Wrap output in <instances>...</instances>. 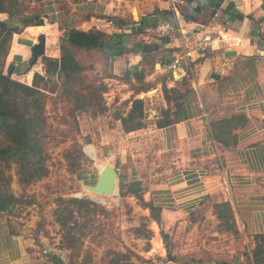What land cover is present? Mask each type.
I'll return each instance as SVG.
<instances>
[{
	"label": "crops",
	"instance_id": "obj_1",
	"mask_svg": "<svg viewBox=\"0 0 264 264\" xmlns=\"http://www.w3.org/2000/svg\"><path fill=\"white\" fill-rule=\"evenodd\" d=\"M98 1L102 16L85 25L118 21L114 74H142L156 91L165 86L182 95L168 102L161 95L172 122L155 127L159 152L170 153L182 177L152 192L138 181L129 187L163 214L189 213L206 196L228 201L245 233L264 234V0ZM166 24L172 30L162 32ZM48 27L28 26L12 36L5 66V72L13 66L12 79L31 85L35 73L43 75L42 56L31 58L41 37L43 56L59 57V31L48 34ZM196 41L204 47L195 50ZM175 61L181 68L169 71ZM35 248L0 211V264H39Z\"/></svg>",
	"mask_w": 264,
	"mask_h": 264
},
{
	"label": "rangeland",
	"instance_id": "obj_2",
	"mask_svg": "<svg viewBox=\"0 0 264 264\" xmlns=\"http://www.w3.org/2000/svg\"><path fill=\"white\" fill-rule=\"evenodd\" d=\"M72 1L27 0L22 13L43 17L49 25L48 34L59 31V46L74 30L105 40L106 45L93 50L71 49L83 69L84 84L94 88L99 112L94 115L93 110H85L86 101L77 100L68 94V89L59 90V84L54 87L49 82L44 87L48 174L25 185L12 168L9 191L16 203L10 212L2 211L8 226L32 240L36 248L31 251L39 264H57V258L66 264L72 260V264H111L115 254L119 264H255L257 258L264 264V247L256 251L255 258L253 236L244 232L234 212L233 219H229L223 217L226 212L219 213L214 208L218 200H205L191 213L161 212L155 217L141 200L125 191L130 182L138 181L144 190L152 192L182 177L170 153H160L156 143L154 123L162 109V90L156 91L154 84L137 80L127 72L114 74L111 39L104 36L113 34L116 26L109 18L103 25H85L91 17L102 16L103 6L98 0ZM185 3L188 4L187 0ZM17 8L9 7L10 14L15 15ZM8 15L1 13L0 20L12 26L19 24V17L10 19ZM18 27L23 29L21 25ZM30 30L37 32V29ZM53 43L51 39L49 46ZM164 78L159 80L162 82ZM81 87L78 83L75 89L80 95L88 96V91H82ZM136 99L144 102V127L125 133L117 118L127 116ZM74 143L82 153L81 158H75L76 166L71 165L75 156L70 151ZM68 152L71 157L67 159ZM105 163L111 164L118 173L117 192L107 197L85 189L95 184L98 171ZM58 198L87 199L94 203L91 221L86 222L88 228L84 227L86 220L75 213L77 223L84 227H80L81 232L86 233L79 241L76 257L61 247L63 229L54 217Z\"/></svg>",
	"mask_w": 264,
	"mask_h": 264
},
{
	"label": "trees",
	"instance_id": "obj_3",
	"mask_svg": "<svg viewBox=\"0 0 264 264\" xmlns=\"http://www.w3.org/2000/svg\"><path fill=\"white\" fill-rule=\"evenodd\" d=\"M26 1L0 0V14L7 13L10 19L12 17H19L17 18L19 24L16 26L9 25L7 22L0 20V211L6 210L9 212L14 208L16 203V198L9 191L12 168L16 170L20 183L25 185L35 182L48 174L46 162L49 156L44 148V141L48 139L47 122L44 114V100L46 97V89L44 87L49 82L53 83L54 87L59 84V90L60 88H63V91H67L68 89V94L75 96L77 100L86 101L85 110H93L94 115H96L99 110L96 111L98 107L95 102L94 88L84 84L82 77L83 69L76 61L71 49L93 50L106 45L105 40L102 41L93 35L94 41L89 46H83L72 42L70 35L65 43L59 46L60 55L58 58L41 57L43 75L35 73L31 85H26L12 79L13 66L9 65L7 72H3V69L6 65V57L9 53L12 36L21 33L23 30L18 25H21L23 28L44 25L43 17H33L22 13V6ZM32 1L39 2L43 0ZM191 1L187 0L188 4ZM72 2L78 3L80 1L73 0ZM9 7H18L15 15L10 14ZM104 37L107 40L111 39V50H113L114 55L115 51H118L120 36L115 34L113 38L111 35ZM127 73L137 80L144 79L142 74H132L130 71ZM78 83L81 84L82 91H88V96L80 95L77 92L75 86ZM162 94L166 102H168L172 95L175 99H181L182 97L181 94L177 95L174 89H167L165 86L162 88ZM143 112L144 102L136 99L132 102L127 116L117 118V120H120L125 133H130L144 127L142 122ZM169 112V109H161L160 117L154 123L155 127L163 128L171 124L172 120L169 118ZM216 139L218 141V136ZM71 149L73 150L70 152L75 156L71 159V165L76 166V159L82 157L80 146L74 143ZM70 152L67 153V159L71 157L68 155ZM125 191L141 200V203L153 216L158 217L162 212L160 207L143 200L141 195L142 190L133 191L128 184ZM209 199L210 197L206 196L199 204ZM93 206L94 203L87 199H57L54 217L55 221L63 229L61 247L73 252V257H76L80 251L79 241L81 237H86V233H82L81 228H88V222L91 221L90 215L95 211L91 209ZM214 208L219 213L226 212L223 215L224 218L229 217V219H233V211L228 201L217 202L214 204ZM75 213L86 220L84 227L79 226L77 223ZM253 238L256 244L255 258H257L258 254L256 251L264 247V234L253 235ZM117 257L118 255L115 254V258L111 260V264H119V260L116 259ZM255 264H263V262L257 258Z\"/></svg>",
	"mask_w": 264,
	"mask_h": 264
},
{
	"label": "water",
	"instance_id": "obj_4",
	"mask_svg": "<svg viewBox=\"0 0 264 264\" xmlns=\"http://www.w3.org/2000/svg\"><path fill=\"white\" fill-rule=\"evenodd\" d=\"M113 25H118V21L113 20ZM72 42L83 46H89L94 37L84 32H73L71 34ZM44 38L41 37L37 44L31 48V58L36 61L38 57H41L45 53ZM234 55L233 52L226 54V56ZM213 77H217L213 75ZM118 173L116 169L109 163H105L103 168L98 171L96 182L93 186H85L86 190L93 192L100 196H110L117 192ZM57 264H66L62 259L57 258Z\"/></svg>",
	"mask_w": 264,
	"mask_h": 264
},
{
	"label": "built area",
	"instance_id": "obj_5",
	"mask_svg": "<svg viewBox=\"0 0 264 264\" xmlns=\"http://www.w3.org/2000/svg\"><path fill=\"white\" fill-rule=\"evenodd\" d=\"M175 3H178V4H184V0H174ZM172 30V27L168 24L164 25L163 27H161V31L164 32V31H171ZM204 41H210V38L209 37H204ZM202 47H204V45L202 44L201 41H196L195 42V50H198V49H201ZM179 68H181V64L179 61H175L173 64H171L169 67H168V70L169 71H177Z\"/></svg>",
	"mask_w": 264,
	"mask_h": 264
}]
</instances>
